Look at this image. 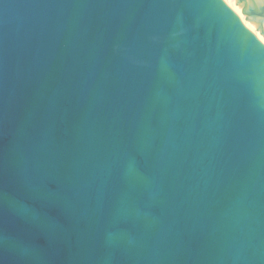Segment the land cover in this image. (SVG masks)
Instances as JSON below:
<instances>
[{
    "label": "water",
    "instance_id": "water-1",
    "mask_svg": "<svg viewBox=\"0 0 264 264\" xmlns=\"http://www.w3.org/2000/svg\"><path fill=\"white\" fill-rule=\"evenodd\" d=\"M0 264H264V44L223 0H0Z\"/></svg>",
    "mask_w": 264,
    "mask_h": 264
},
{
    "label": "bare ground",
    "instance_id": "bare-ground-1",
    "mask_svg": "<svg viewBox=\"0 0 264 264\" xmlns=\"http://www.w3.org/2000/svg\"><path fill=\"white\" fill-rule=\"evenodd\" d=\"M264 0H256V3L258 5L262 4ZM228 2H230L231 4V7H228L238 16V18L242 21V23H244V26L255 36L256 35V38L262 42V44H264V36L262 34V32H260L259 30V27L256 23L254 24H246L245 23V19H244V10H243V5L240 4V6H237L235 5L234 3V0H228ZM235 6V7H234ZM236 8V10H235ZM256 24V25H255Z\"/></svg>",
    "mask_w": 264,
    "mask_h": 264
},
{
    "label": "rangeland",
    "instance_id": "rangeland-1",
    "mask_svg": "<svg viewBox=\"0 0 264 264\" xmlns=\"http://www.w3.org/2000/svg\"><path fill=\"white\" fill-rule=\"evenodd\" d=\"M229 7H231V4H230V2H228V0H223ZM234 3H235V5H237V6H240V4H238V0H234ZM235 7V6H234ZM235 10H236V8H235ZM237 11V10H236ZM244 17V19H245V23L246 24H254V22H252V20H251V18H249L248 16H246V15H244L243 16ZM244 24V23H243ZM256 25V24H255ZM255 37H256V35H255Z\"/></svg>",
    "mask_w": 264,
    "mask_h": 264
}]
</instances>
